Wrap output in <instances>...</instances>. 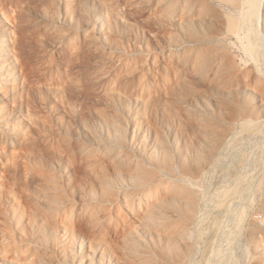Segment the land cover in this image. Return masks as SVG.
I'll return each mask as SVG.
<instances>
[{
    "label": "rangeland",
    "instance_id": "374dc122",
    "mask_svg": "<svg viewBox=\"0 0 264 264\" xmlns=\"http://www.w3.org/2000/svg\"><path fill=\"white\" fill-rule=\"evenodd\" d=\"M263 88L264 0H0V264H102L77 181L162 146L208 157L185 264H264ZM51 175L71 194L57 246L27 220ZM121 208L158 252L142 210Z\"/></svg>",
    "mask_w": 264,
    "mask_h": 264
},
{
    "label": "bare ground",
    "instance_id": "6f19581e",
    "mask_svg": "<svg viewBox=\"0 0 264 264\" xmlns=\"http://www.w3.org/2000/svg\"><path fill=\"white\" fill-rule=\"evenodd\" d=\"M206 64L204 54L197 50V54L192 58L193 68L200 70L205 68ZM260 127L259 125V129L256 128L259 134ZM263 127L264 125L261 130ZM253 129H248L247 133L250 135ZM210 144L212 148L218 147L213 141H210ZM152 157L151 161L149 158ZM147 158V163L138 161L133 169L125 173L121 164H112V173L107 165L90 164L88 169L91 182L87 183L84 178L77 181L79 189L86 191L85 197L90 196L87 202L89 203L90 199L95 202L89 205L84 219L90 226H98L94 232L95 237L105 245L100 257L102 264L104 258L110 255L115 256V264H185L188 261L186 258L191 250L190 238L193 232L196 234L201 228L197 224L199 229L194 231L190 222L193 221L195 210L203 198L197 185L202 177V166L208 163V157L199 150H192L190 155L182 153L179 158H174L173 153L162 146L156 156L151 154L147 155ZM123 166L125 170V164ZM43 179L39 187V198L35 192L36 200L30 201L28 205L32 208V216L27 218L28 225L38 229L39 240L50 239L57 246L61 235L53 217L56 209L67 204L71 194L58 175ZM121 206H125L124 210L130 213L142 210L145 227L155 231L163 241L158 252L152 247L151 241L143 239L140 233L133 229L131 219ZM220 207L215 206L217 209ZM227 208L226 206L224 210ZM4 213L7 215L5 210ZM199 232L196 235L200 234ZM67 251L68 246H62L63 256L67 257Z\"/></svg>",
    "mask_w": 264,
    "mask_h": 264
}]
</instances>
